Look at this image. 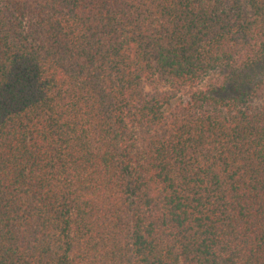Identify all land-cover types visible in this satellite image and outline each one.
<instances>
[{
    "label": "trees",
    "instance_id": "trees-1",
    "mask_svg": "<svg viewBox=\"0 0 264 264\" xmlns=\"http://www.w3.org/2000/svg\"><path fill=\"white\" fill-rule=\"evenodd\" d=\"M0 264H264V0H0Z\"/></svg>",
    "mask_w": 264,
    "mask_h": 264
},
{
    "label": "rangeland",
    "instance_id": "rangeland-1",
    "mask_svg": "<svg viewBox=\"0 0 264 264\" xmlns=\"http://www.w3.org/2000/svg\"><path fill=\"white\" fill-rule=\"evenodd\" d=\"M225 79L224 73H219L217 71L209 73L205 80L203 81V87H222L223 80ZM227 87H231L230 83L227 84Z\"/></svg>",
    "mask_w": 264,
    "mask_h": 264
}]
</instances>
